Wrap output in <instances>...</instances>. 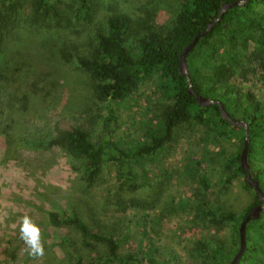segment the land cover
<instances>
[{
	"label": "trees",
	"instance_id": "1",
	"mask_svg": "<svg viewBox=\"0 0 264 264\" xmlns=\"http://www.w3.org/2000/svg\"><path fill=\"white\" fill-rule=\"evenodd\" d=\"M231 1L181 0L171 20L162 24L156 22L155 10L151 8H146L142 15L116 11L105 16L102 27L94 33L91 49L74 56L75 64L91 79L93 93L102 103L103 114L97 122L99 134L93 138L90 130L60 120L53 126L48 142L75 160L78 165L74 169L81 172L80 180L85 187L98 181L105 166L118 165L115 178L118 190L113 202L126 211L142 205L118 195L139 187V180L148 176L147 165L156 161L173 142L180 126H197L220 142L237 137L236 152L227 158L222 156L217 184L197 178L196 168H188L187 172L198 180L193 219L206 221L216 229L229 225L234 237L230 248L212 239L195 240L191 249L194 260L190 264H230L239 250L242 220L251 208L261 205L239 162L244 128L232 127L221 117L217 104L197 105L194 96L188 93L186 77L179 72L182 50L217 18L221 6ZM96 15L95 0H0V45L17 39L20 30L35 35L39 31L66 29L73 22L91 23ZM61 55L68 61L66 52ZM185 61L194 91L218 101L230 118L246 124L249 172L264 194V104L232 83L236 77L245 79L249 72L257 71L264 80V0H248L243 6L228 9L207 35L198 40ZM151 80L155 81L156 94L164 101L161 112L143 126L138 138L115 137L123 123L126 104L141 84ZM5 82L0 72V94ZM18 100L22 106L27 101L25 97ZM236 177L244 179V189L253 191V202L240 213L209 199V192L216 186L230 194L229 184ZM78 212L72 209L49 212L48 222L79 233L85 249L104 248L102 256L87 264H168L158 256L151 242L134 254H121L118 239L128 237V229L121 235L116 225L96 224L92 212L86 217ZM245 241L246 249L238 264H264V213L248 222ZM64 242L68 244L69 240L63 237ZM176 261L175 264H180Z\"/></svg>",
	"mask_w": 264,
	"mask_h": 264
},
{
	"label": "rangeland",
	"instance_id": "2",
	"mask_svg": "<svg viewBox=\"0 0 264 264\" xmlns=\"http://www.w3.org/2000/svg\"><path fill=\"white\" fill-rule=\"evenodd\" d=\"M180 1L95 0L97 15L91 23L73 22L69 28L35 35L20 30L17 39L0 45V72L6 78L0 94L4 95L0 98V264L94 263L104 254L103 247L85 249L79 233L48 222L49 212L70 209L85 217L92 212L96 224L116 225L121 235L128 229L129 236L118 239L121 254H134L151 242L168 264L176 260L190 264L197 239H212L233 247L229 225L216 229L206 221L194 220L192 207L197 178L217 184L222 156L227 158L236 152L237 137L220 142L197 126H180L173 142L147 165L148 176L139 180V187L118 195L142 205L126 211L113 202L118 190V165L108 164L98 181L85 187L81 172L74 169L78 165L75 160L48 143L53 126L60 120L90 130L93 138L99 134L102 103L93 93L91 79L75 64L74 56L91 49L94 33L102 27L105 16L116 11L142 15L151 8L156 22L162 24L171 20ZM61 52L67 53L68 61ZM260 74L249 72L245 79L236 77L232 83L264 104ZM24 97L27 101L22 106L18 99ZM163 107V99L155 92V81L144 82L126 104L115 137L138 138L143 126L153 121ZM194 167L197 178L187 172ZM243 181L242 177L233 179L227 195L220 186L214 187L209 199L242 212L253 202V191L244 189ZM24 215L41 229L43 257L30 256L20 239L19 225ZM63 237L68 244L62 243Z\"/></svg>",
	"mask_w": 264,
	"mask_h": 264
},
{
	"label": "water",
	"instance_id": "3",
	"mask_svg": "<svg viewBox=\"0 0 264 264\" xmlns=\"http://www.w3.org/2000/svg\"><path fill=\"white\" fill-rule=\"evenodd\" d=\"M248 0H233L228 3H224L220 11L218 13L217 18L214 19L213 22L208 24L206 29L200 33H198L191 43H189L181 52L179 57V72L181 75H184L187 79L188 83V93L190 95H193L196 101V104L202 107L210 106L211 104H217L219 106L220 114L223 119L228 121L232 127H239L241 126L245 130V138L243 142V148L241 150L239 162L240 166L242 167L243 171L246 172V180L248 186L259 196L261 200V205L253 207L250 209L249 213L245 216V218L242 220L240 227H239V250L232 258L230 264H238L241 256L243 255L245 249H246V241H245V231H246V225L250 220H255L260 217L261 214L264 213V194L261 191V188L259 186V182L256 180H253L250 172H249V165L247 162V153H248V145H249V139H248V131L247 126L244 122L241 121H235L232 118L229 117L227 112L223 109L221 104L218 101H213L210 98H205L203 96L198 95L192 86L191 80L189 78V71L187 67V63L185 61L186 55L192 50V48L196 45L198 40L201 37H204L207 35V33L212 29V27L215 25L216 22L220 20V17L230 8L239 5L243 6Z\"/></svg>",
	"mask_w": 264,
	"mask_h": 264
},
{
	"label": "clouds",
	"instance_id": "4",
	"mask_svg": "<svg viewBox=\"0 0 264 264\" xmlns=\"http://www.w3.org/2000/svg\"><path fill=\"white\" fill-rule=\"evenodd\" d=\"M20 239L26 246V251L32 257H43L45 248L40 227L29 216L24 215L19 225Z\"/></svg>",
	"mask_w": 264,
	"mask_h": 264
}]
</instances>
